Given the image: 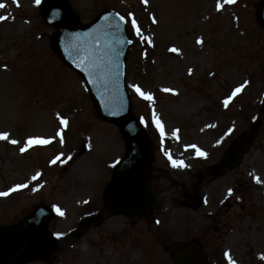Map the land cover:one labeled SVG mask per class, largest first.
Masks as SVG:
<instances>
[{
	"label": "rangeland",
	"instance_id": "1",
	"mask_svg": "<svg viewBox=\"0 0 264 264\" xmlns=\"http://www.w3.org/2000/svg\"><path fill=\"white\" fill-rule=\"evenodd\" d=\"M257 2L236 0L218 11L217 4L224 0H148L147 5L141 0H68L82 23L109 9L126 18L132 13L143 36L151 40L137 36L128 24L132 44L127 88L134 112L153 124L154 164L161 168L153 211L158 223L133 224L125 216L112 217L89 227L80 238H61L47 260L24 264H48L52 259L60 264H175L168 249L187 240L200 242L214 264H231L229 256L235 264H264V120L240 166L228 168L210 184L200 183V191L207 194L204 204L185 206L183 197L184 190L195 186L198 169L218 162L223 146L250 131L261 110L264 27L255 16ZM0 3L7 6L0 15L9 17L0 21V133H9L8 140H0V192L9 193L0 196V229L46 203L56 210L50 229L64 236L77 228L80 216L102 207L104 188L126 144L117 125L98 116L82 76L55 51L56 29L44 22L41 4ZM201 39L203 43H197ZM133 85L152 100L145 101ZM241 85L245 87L225 107V99ZM157 120L168 125L163 135L154 129ZM38 124L46 125L40 134ZM178 124L183 132L174 134ZM196 124L207 125L199 132ZM219 130L222 136H217ZM29 138L52 143L21 152ZM193 140L206 156L194 155L189 147ZM83 143L89 150L76 156ZM186 153L183 165L189 171L166 158ZM57 156L60 160L52 163ZM21 184L28 187L12 191ZM218 224L222 227L216 231Z\"/></svg>",
	"mask_w": 264,
	"mask_h": 264
},
{
	"label": "water",
	"instance_id": "2",
	"mask_svg": "<svg viewBox=\"0 0 264 264\" xmlns=\"http://www.w3.org/2000/svg\"><path fill=\"white\" fill-rule=\"evenodd\" d=\"M42 12L49 23L57 25V48L63 57L84 71L94 84L103 91L106 81L117 78L122 82V47L123 30L110 28L108 20L102 18L86 32L78 26L77 15L70 10L65 0H44ZM257 17L264 24V1L259 5ZM82 32V33H80ZM79 33V34H78ZM78 34V36H77ZM98 65L107 69L104 73L98 70ZM98 110L103 117L116 121L128 142V153L116 168V179L108 191L109 201L114 209L126 211L136 219L147 213L151 206V182L148 178L151 160V145L148 142L138 122L131 116L130 106L110 110L98 99ZM119 111L123 113H118ZM257 121L249 135H243L235 143L229 153L228 160L237 161V152L251 143V137L259 126ZM47 212L39 211L25 223L14 228L4 229L0 233V264H21L28 260L35 249L33 257L41 256L50 251L57 240L46 238L41 229L51 214L42 220ZM24 234V236H22ZM173 256L179 264H205L200 262L201 253L193 243L177 248Z\"/></svg>",
	"mask_w": 264,
	"mask_h": 264
},
{
	"label": "snow or ice",
	"instance_id": "3",
	"mask_svg": "<svg viewBox=\"0 0 264 264\" xmlns=\"http://www.w3.org/2000/svg\"><path fill=\"white\" fill-rule=\"evenodd\" d=\"M13 2H14V3H17V0H13ZM141 2H142L144 5H147V4H148V0H141ZM35 3H36V5H40V4L42 3V0H35ZM234 3H236V0H224V3H218V4H217V10H218V11L221 10V9L225 6V4H234ZM17 6H19L18 3H17ZM6 7H7V6H6L4 3H0V9H4V8H6ZM117 16H118V21H119V22L109 25L110 28H115L117 31H119V29H120V24H121V23H128V24H130V25L134 28L135 33H136L137 36H140V37H141L142 39H144L146 42L151 43V40H150L149 38L143 36V33H142V31H141L139 25L137 24V20L135 19L134 15H133L132 13H128V14H127V17H128L127 19H126L125 16H122V15H120L119 13H117ZM7 19H9L8 16L0 15V21H6ZM105 19H107V17H105ZM152 22H153V23H157L155 17L152 18ZM197 43H203V40H202V39H201V40H198ZM171 51L175 53V52H177L178 50H177L176 48H172ZM80 66H81V64H80V63H77V67H80ZM133 87L135 88V91H136L137 93H139L142 97H144V99H146V100H152L153 97H152L150 94L146 95V94L141 90V88H140L139 86L133 85ZM244 87H245V85H241V86L237 87V88L234 90V92L232 93V95L229 96L227 99H225V101H224V105H225V107L228 106V104H229V102L231 101V99H232L234 96H236L238 93H240ZM164 91L167 92V91H171V90H170V89H164ZM61 124L67 126V125H68V121H67L66 119H61ZM157 127L160 128L161 135H163V133H164V129H163V126L161 125V123H160L159 120H157ZM8 139H9V133H6V132H5V133H0V140H8ZM10 142H11L12 144H18V143H19V141H17V140H11ZM50 143H52V140H51V139L29 138V139L26 141V145H25L24 147H21V148H20V151H21V152H25V151H27V149H28L29 147H31V146H33V145H47V144H50ZM192 147H195V146H192ZM197 154H198L199 156H206V155H207L206 153H204V152H202V151H199V150H197ZM60 158H61L60 156H57L56 159H54V160L52 161V163H56L57 160H60ZM169 158L171 159V157H169ZM172 163H173V166H174V167H181V166H183V161H176V160H173ZM37 175H39V174H37ZM32 179H33V180H36V179H37V176H33ZM257 182H258V183L260 182V181H259V178H257ZM26 187H28L27 184L17 185L16 188L12 189V191H16V190L19 189V188H26ZM231 192H232V190L230 189L228 194L231 195ZM8 194H9V193H7V192H0V196H7ZM57 212H58L60 215H64V213H63L62 211H60L59 208H57ZM228 258H229V260L231 261V264H235V262L232 261L231 256H229Z\"/></svg>",
	"mask_w": 264,
	"mask_h": 264
},
{
	"label": "bare ground",
	"instance_id": "4",
	"mask_svg": "<svg viewBox=\"0 0 264 264\" xmlns=\"http://www.w3.org/2000/svg\"><path fill=\"white\" fill-rule=\"evenodd\" d=\"M40 45H44V42L40 43ZM38 125H39V127H38L37 133L40 134V133H42V130H44L46 125L45 124H38ZM41 127H44V128L41 129Z\"/></svg>",
	"mask_w": 264,
	"mask_h": 264
}]
</instances>
